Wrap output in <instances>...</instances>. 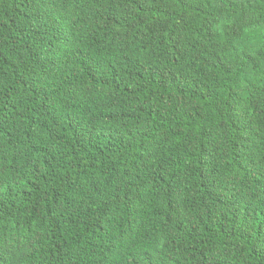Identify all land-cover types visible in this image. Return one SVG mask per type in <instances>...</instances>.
I'll list each match as a JSON object with an SVG mask.
<instances>
[{"label":"trees","instance_id":"obj_1","mask_svg":"<svg viewBox=\"0 0 264 264\" xmlns=\"http://www.w3.org/2000/svg\"><path fill=\"white\" fill-rule=\"evenodd\" d=\"M0 264H264V0H0Z\"/></svg>","mask_w":264,"mask_h":264}]
</instances>
